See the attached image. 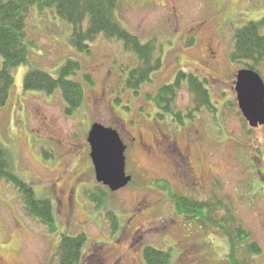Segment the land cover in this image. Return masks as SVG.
<instances>
[{
	"label": "rangeland",
	"instance_id": "374dc122",
	"mask_svg": "<svg viewBox=\"0 0 264 264\" xmlns=\"http://www.w3.org/2000/svg\"><path fill=\"white\" fill-rule=\"evenodd\" d=\"M116 1L120 24L142 43L153 41L162 62L136 96L125 80L137 58L119 42L100 36L89 54L81 53L69 43L71 26L53 9L34 8L28 16V63L13 70L12 91L0 107V146L19 177L51 201L57 233L28 217L15 189L0 180V263L55 264L59 236L85 234L80 264H146L148 247L167 253L169 264H223L227 233L241 226L260 250L238 249L237 258L264 264V127L250 129L242 118L233 89L241 67L230 61L233 32L263 18L264 0ZM67 60L79 63L75 80L84 86L83 104L72 116L64 114L58 93L23 90L27 71L56 77ZM178 71L207 79L214 114L202 110L183 125L158 120L146 97L172 84ZM259 74L264 81V65ZM174 106L183 114L194 107L185 83ZM93 123L113 127L127 147L132 182L117 192L94 179L86 141ZM156 181L212 212L204 221L176 214ZM91 193L103 200L92 202Z\"/></svg>",
	"mask_w": 264,
	"mask_h": 264
},
{
	"label": "trees",
	"instance_id": "16d2710c",
	"mask_svg": "<svg viewBox=\"0 0 264 264\" xmlns=\"http://www.w3.org/2000/svg\"><path fill=\"white\" fill-rule=\"evenodd\" d=\"M34 8L38 11L53 9L58 18L67 22L72 28L69 43L78 52L89 54L91 47L89 45L101 36L106 40L119 42L125 52L134 54L138 65L128 72L125 87L135 96L139 94L141 86L148 83L152 74L161 67V59L154 56L153 41L142 43L137 36L120 24L116 16V0H0V107L6 104L12 91L13 70L28 63L30 43L26 40V22ZM187 44L192 45V40L189 39ZM230 61L239 65L240 70H252L260 76V68L264 65V16L260 21L247 22L235 29L232 34ZM78 70L79 63L74 60H67L57 71L56 77L38 69H30L24 75L23 90L47 95L58 93L63 100L64 114L72 116L81 108L84 101V86L75 80ZM82 78L83 82L92 85L88 74L85 73ZM182 83L186 84L194 104V107L188 109L185 114L174 106L176 91ZM206 83L207 79H201L193 73L178 71L172 84L163 85L155 95H147L146 98L155 106L158 120L163 121L169 117L172 122L183 125L184 120H193L195 118L193 115L202 113V110L214 114ZM0 180L15 189L21 199L23 211L28 217L40 221L49 234L57 233L51 201L37 196L31 185L19 177L8 151L2 146ZM157 182L158 185L164 184L163 189L168 193L176 214L190 220L194 218L204 221L206 214L212 212L209 205L206 207L187 197L174 195L166 181L155 183ZM103 197V194L97 196L91 193L89 199L100 203ZM221 229L225 230L224 227ZM226 237L229 238L230 253L223 264H243L236 256L238 249H244V252L250 255L259 254L260 249L255 243L248 244V233L241 226L234 228L231 234L227 233ZM86 239L85 234L77 236L61 234L53 256L54 263L80 264ZM143 256L146 264H169L168 254L153 247L145 248Z\"/></svg>",
	"mask_w": 264,
	"mask_h": 264
},
{
	"label": "water",
	"instance_id": "95a60500",
	"mask_svg": "<svg viewBox=\"0 0 264 264\" xmlns=\"http://www.w3.org/2000/svg\"><path fill=\"white\" fill-rule=\"evenodd\" d=\"M234 91L238 109L251 129L264 126V82L252 70H239L235 75ZM87 144L95 181L110 192L126 187L131 177L125 172L126 147L118 132L99 123L88 131Z\"/></svg>",
	"mask_w": 264,
	"mask_h": 264
},
{
	"label": "flooded vegetation",
	"instance_id": "af4514ba",
	"mask_svg": "<svg viewBox=\"0 0 264 264\" xmlns=\"http://www.w3.org/2000/svg\"><path fill=\"white\" fill-rule=\"evenodd\" d=\"M141 146H143V145H141ZM1 264V263H0Z\"/></svg>",
	"mask_w": 264,
	"mask_h": 264
}]
</instances>
